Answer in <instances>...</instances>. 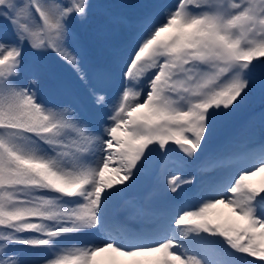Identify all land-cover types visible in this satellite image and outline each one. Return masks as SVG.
<instances>
[{"label":"snow or ice","instance_id":"obj_1","mask_svg":"<svg viewBox=\"0 0 264 264\" xmlns=\"http://www.w3.org/2000/svg\"><path fill=\"white\" fill-rule=\"evenodd\" d=\"M119 7L142 11L99 25L89 70L74 26ZM29 56L70 68L89 115ZM255 94L264 0H0V264H264V108L209 152Z\"/></svg>","mask_w":264,"mask_h":264},{"label":"rangeland","instance_id":"obj_2","mask_svg":"<svg viewBox=\"0 0 264 264\" xmlns=\"http://www.w3.org/2000/svg\"><path fill=\"white\" fill-rule=\"evenodd\" d=\"M95 2L98 4L112 3L135 5L148 2V0H95ZM159 2L168 3L171 2V0H159ZM141 11V9L135 7H119L109 10L97 9L93 19L88 23L77 24L74 26V31L77 37V45L79 48L86 49L88 51V55L85 58V67L87 69L94 70L95 68L103 66L106 61V54L99 51L92 44L93 36L99 25L101 23L108 22L109 19L112 18L120 21L121 23L132 22ZM121 36V31L118 30L115 32L112 37L113 43H119ZM28 62L30 65L40 66L44 69L48 78V83L57 92L58 98L74 103L86 116L89 115V98L87 96V92L85 88L81 86L78 77L70 68L51 59H38L31 56L28 57ZM262 108H264V106L261 105L260 101H258L254 106H252V104H246L234 115L227 118L217 129L216 135L214 136L212 143L209 145V152H215L219 147H221L230 136L238 131L251 118L253 114H255L258 118ZM256 137H259L258 119L256 125ZM252 179L253 182L257 184L264 182V173L258 174ZM146 186L147 182H142L140 190H143ZM226 211L227 210H225V212ZM101 239L102 238L99 234L88 236L81 235L68 239L65 243L69 246L94 244L99 243ZM126 264H131V262L126 261ZM257 264H261V262H257Z\"/></svg>","mask_w":264,"mask_h":264},{"label":"trees","instance_id":"obj_3","mask_svg":"<svg viewBox=\"0 0 264 264\" xmlns=\"http://www.w3.org/2000/svg\"><path fill=\"white\" fill-rule=\"evenodd\" d=\"M258 101H260L259 95L255 94V95L250 97V99H249L247 104H252V106H254Z\"/></svg>","mask_w":264,"mask_h":264},{"label":"bare ground","instance_id":"obj_4","mask_svg":"<svg viewBox=\"0 0 264 264\" xmlns=\"http://www.w3.org/2000/svg\"><path fill=\"white\" fill-rule=\"evenodd\" d=\"M117 259L122 260V261L124 260V258H117ZM125 264H126V262H125Z\"/></svg>","mask_w":264,"mask_h":264}]
</instances>
